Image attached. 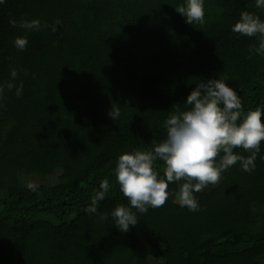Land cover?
<instances>
[{
    "label": "trees",
    "instance_id": "obj_1",
    "mask_svg": "<svg viewBox=\"0 0 264 264\" xmlns=\"http://www.w3.org/2000/svg\"><path fill=\"white\" fill-rule=\"evenodd\" d=\"M182 2L0 4V264H264V142L253 171L237 163L195 193L198 211L175 201V182L163 206L136 212L127 233L86 211L105 179L98 213L127 205L113 171L118 156L161 142L163 121L200 81L226 76L244 113L264 108V57L250 56L254 38L231 31L242 11L264 19V9L205 0L204 23L189 25L175 10ZM21 18L42 26L9 23ZM17 36L28 39L23 51ZM155 169L163 175L164 162Z\"/></svg>",
    "mask_w": 264,
    "mask_h": 264
},
{
    "label": "clouds",
    "instance_id": "obj_2",
    "mask_svg": "<svg viewBox=\"0 0 264 264\" xmlns=\"http://www.w3.org/2000/svg\"><path fill=\"white\" fill-rule=\"evenodd\" d=\"M5 2L0 0V4ZM255 7L264 9V0H255ZM175 10L189 25L205 21V0H183ZM9 23L26 32L38 31L42 26L38 19L21 18L19 22L10 19ZM231 31L254 38L256 43L250 44L248 49L250 56L264 57V19L260 15L242 11ZM13 44L23 51L28 39L17 36ZM11 76L16 77L15 70ZM195 85L184 99L185 107H177L163 121L166 134L161 142L150 151L137 149L118 156L113 171L119 191L127 198V205L117 204L110 213H98L99 202L110 190L109 181L105 179L91 197V204L86 209L88 214H97L100 222L110 216L117 230L127 233L139 222L136 212L146 213L149 208L165 204L170 195L167 191L169 183L178 184L174 196L179 206L195 212L200 209L195 193L217 184L225 170L237 163L244 172L254 170L264 142V108L257 107L244 113L242 101L226 76L208 78ZM16 94H21L20 88ZM108 115L117 121L121 116L120 107L112 104ZM235 148L248 152L247 157L234 152ZM157 160L164 162L163 175L155 169ZM28 187L33 189L31 184Z\"/></svg>",
    "mask_w": 264,
    "mask_h": 264
},
{
    "label": "rangeland",
    "instance_id": "obj_3",
    "mask_svg": "<svg viewBox=\"0 0 264 264\" xmlns=\"http://www.w3.org/2000/svg\"><path fill=\"white\" fill-rule=\"evenodd\" d=\"M28 179H29V181L31 183H35V182H39L40 181L39 178H37V177H31V178H28Z\"/></svg>",
    "mask_w": 264,
    "mask_h": 264
}]
</instances>
